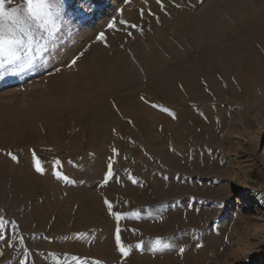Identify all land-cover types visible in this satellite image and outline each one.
Wrapping results in <instances>:
<instances>
[{
	"label": "bare ground",
	"instance_id": "obj_1",
	"mask_svg": "<svg viewBox=\"0 0 264 264\" xmlns=\"http://www.w3.org/2000/svg\"><path fill=\"white\" fill-rule=\"evenodd\" d=\"M213 7L211 12L215 17L208 31L199 34L196 30V35L176 29L172 34L171 31L162 34L157 29L151 42L145 43L146 48L139 40L129 44L127 31H117V34L109 31L108 40L106 37V41L93 44L101 51L95 56V62L86 73L76 75L75 83L79 86H66L65 90L74 91L57 100L55 96L54 102L52 99L45 102L39 97L23 117L0 123V150L18 147L16 155L0 157V200H6V204L0 205V214L14 217L19 213L34 227V232H52L57 237H65L62 243L42 249L45 254L55 248L62 256H68V264H119L121 257H124L122 264H181L179 249L186 241L184 236L176 235L167 240L171 247L166 250H152L156 239H163L166 232L179 229L183 218L180 219V215L179 220L173 219L181 212L172 208L166 213L159 207L152 212L149 207L152 204H145L143 196L147 178L137 182L130 178L124 149L133 141L131 138L144 137L145 148L162 160L171 159V153L176 152L182 168L190 166L194 154V161L207 160L204 163L210 164L217 153L226 154L225 142L232 141L228 134L233 133L237 123L227 124L230 115L242 118L250 113H264V0L239 3L224 0ZM140 20V16L122 20L126 26H121L129 30ZM118 37L121 43L128 45L127 52L119 50L115 43ZM104 44L109 47L108 52L102 50ZM112 50L115 52L113 61L108 60L113 56ZM103 56L109 58L104 60ZM103 61L113 66L108 67ZM119 75L122 81L118 79L117 84L113 79ZM168 92L178 100V105L170 109L171 113L164 111L170 103ZM111 101L114 103L110 104ZM214 109L221 117L212 115ZM73 125L78 128L71 133ZM225 125L229 126V133L224 132ZM160 137H164L163 140ZM41 144L53 153L54 157L49 159L60 161L59 171L74 183L57 180L53 163L45 167L42 164L43 174L35 170V160L24 156L22 147L28 145V149L33 150ZM70 148L76 150L72 155H69ZM110 159L113 173L120 168L127 171L126 176L122 174L121 182H115L113 174L108 183H104ZM159 183L157 180L149 186L153 196L161 189ZM116 199L120 203L118 210L130 218L120 233L123 244L134 250L127 256L116 247L117 221L104 203L105 200L111 202L115 212ZM46 218L48 222L44 225ZM74 233L79 236L72 244L69 238ZM2 244L0 263L58 264L57 259L38 260L36 253H29L31 261L22 262L16 258L19 249L11 251V244ZM197 261L196 256L189 254L187 264Z\"/></svg>",
	"mask_w": 264,
	"mask_h": 264
},
{
	"label": "rangeland",
	"instance_id": "obj_2",
	"mask_svg": "<svg viewBox=\"0 0 264 264\" xmlns=\"http://www.w3.org/2000/svg\"><path fill=\"white\" fill-rule=\"evenodd\" d=\"M71 1L51 0V3L59 8L58 14L53 17V22L46 24L43 28L33 24V60L30 64L21 63L18 67L8 65L0 68V123H7V121L10 123L13 121L12 119L23 117L29 108L31 109V103L34 100L43 98L45 102H50L51 99V102H54L63 95L74 91V88H71L74 90L65 89L69 86L78 87L77 82L75 83L78 77L76 75L81 74L80 72L86 73L90 64L95 62V56L97 57L101 53L99 49L94 48V43L103 41L99 39L101 33L104 34V41H106V37L108 40L111 35L109 31L113 34L122 30L127 31L129 33L126 32L128 43L133 44L139 40L144 48H146L145 43H150L154 33L158 30L162 34H166L168 31H171L172 34L176 29H183L188 33L198 35L212 27L215 17L212 13L215 9L213 4L221 3L224 0H160L159 3L157 0ZM238 1L234 0L236 3L241 0ZM16 4L19 5V0H16ZM211 4L212 8H210ZM87 8L88 10H86ZM84 10H86V14H84ZM135 16L141 17L136 27H129V30L123 29L120 21L133 20ZM87 17L92 18L88 19ZM110 24H114V28H109ZM124 25L126 26V24ZM117 41L115 43L116 45L118 43L119 50L124 52L129 50L128 45L121 43L120 37ZM106 48L107 45L104 44L102 50L105 51ZM107 50L106 52H108ZM112 55L108 60H114L115 52ZM77 57L78 59H76ZM103 58L105 60L109 56H103ZM74 59H76L75 64L72 63ZM103 63L106 66L109 65L108 67L113 66L110 62L107 64L108 62L103 61ZM114 77H112L114 82L117 81L118 84V79H120L121 83L120 75V78ZM116 78L117 80H115ZM109 82L110 85L111 80ZM123 95L122 92L121 96ZM166 95L170 100L166 109L170 112V109L173 110V107L178 105V100L170 92ZM55 96H57L56 100ZM171 102L174 104L172 105ZM113 103L110 102V104ZM212 115L221 117V114H216L215 109ZM231 121L237 123L233 133L232 131L229 133V126L227 128L226 125L224 132L226 133L228 130L229 139L232 137V141L230 139L229 142H225L226 154L217 153L214 157L216 159L210 162L211 165L209 162L204 163L207 160L194 161L196 159L194 153V159L190 162V166L194 168L189 165L188 168L180 167L178 158L176 159V152L171 153V156L173 155L171 159L162 160L147 147L145 148L144 137H140L138 140L131 138V141L132 139L134 141L131 142L133 144H129L124 149L126 152L124 161L125 165L130 166L127 167L128 170L130 168V178L136 182L147 178V189L143 193V196L146 197V203H144L152 204L149 206L152 208V212L157 211L158 207L164 209L166 213L172 208L173 210L179 209V213L181 212L173 219L179 220L180 215V219L183 218L180 221L183 223L179 229L166 232L163 239L159 238L167 242L173 236H184L186 241L182 247L185 250L182 252L181 264H187L189 254L197 257L196 264H264V113H250V116L242 118L230 115L227 124ZM76 128L78 127L73 125L70 128L71 133ZM163 138L160 137L161 140ZM42 145L34 147L33 150L28 149V145L22 147L25 149L23 155L31 156L34 160L39 159L44 167L52 165L54 161L49 158L54 155ZM17 148L5 147L3 151L0 150V157L16 155ZM75 152L76 150L73 151L70 148L69 155ZM69 159L68 157L69 163L73 164V160ZM169 163L172 165H168ZM176 165L177 169L180 168L178 169L180 172L177 171ZM208 165L209 167H207ZM120 170L114 172L115 182H121V179H124L122 174L126 176L127 171ZM157 180L160 182L161 189H159L161 191L158 190L157 196H153L149 191V186ZM116 184L119 185V183ZM118 201L116 199L115 212L122 214L118 210L120 204ZM0 203H2L0 205L6 204V200H0ZM122 215L123 219L117 224L118 227L123 224L120 227L121 233L122 228H125L128 219H130L127 215ZM136 215L140 217L141 214ZM0 218L7 222L5 227L8 228L3 229L5 239L0 240V254L2 243H5L11 244L9 245L11 251L15 248L19 249L20 252L16 258L25 263L32 259L29 253L33 255L36 253L35 256L38 260H44L46 257L48 260L57 259L58 264L69 263L68 256H62L55 248L50 249L46 254L42 251L49 245L62 243L65 237H57L52 232L41 233L36 232L37 230L34 232V227L30 226V222L25 221V216L19 213L14 217L7 213L0 214ZM47 222L46 218L43 222L44 225ZM13 224L16 227H13ZM9 228L14 231L10 233ZM78 236V233L71 235L69 243L74 244ZM127 246L130 253L134 252L129 245ZM123 258H119V264L123 263ZM11 262L13 263L10 261L0 264H12Z\"/></svg>",
	"mask_w": 264,
	"mask_h": 264
},
{
	"label": "snow or ice",
	"instance_id": "obj_3",
	"mask_svg": "<svg viewBox=\"0 0 264 264\" xmlns=\"http://www.w3.org/2000/svg\"><path fill=\"white\" fill-rule=\"evenodd\" d=\"M159 3L160 0H157ZM58 6L51 3V0H19V5L16 0H0V68L8 65L14 67L20 66L21 63L30 64L33 60V24L43 28L46 24L53 22V17L58 14ZM121 24H126L125 21H120ZM54 26V25H53ZM114 24H110L109 28H114ZM136 27V25H131ZM104 34L99 36L100 40H104ZM78 59V57L76 58ZM76 59L72 61L76 63ZM143 99V97L141 98ZM153 107H157L153 105ZM167 111V109H164ZM113 154L116 155V150L113 149ZM12 159H16L12 156ZM60 168V161L53 162V175L57 180L65 183H74L66 175H63ZM35 170L43 174L44 168L39 159L35 160ZM113 161L110 159L107 166V173L104 177V183L113 177ZM110 215L114 216L117 224L123 219V215L119 212L113 211V204L107 200L104 202ZM7 222L0 218V240H4L3 229ZM13 227H16L13 224ZM121 229L116 228L115 243L120 253L124 256L128 255L129 249L123 244L121 240ZM140 247V245H137ZM171 245L160 239L153 242V251H163L170 248ZM182 253L183 248L179 249ZM75 259V258H74Z\"/></svg>",
	"mask_w": 264,
	"mask_h": 264
}]
</instances>
